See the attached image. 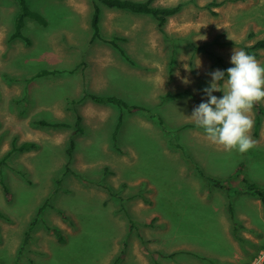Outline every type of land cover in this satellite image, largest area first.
Listing matches in <instances>:
<instances>
[{"label": "rangeland", "instance_id": "374dc122", "mask_svg": "<svg viewBox=\"0 0 264 264\" xmlns=\"http://www.w3.org/2000/svg\"><path fill=\"white\" fill-rule=\"evenodd\" d=\"M180 2L182 10L163 31L149 16L101 5V36L120 38L117 43L132 65L109 43H90V0H26L47 20L41 26L26 18L23 33L29 44L10 38L17 4L0 0V158L13 141L37 145L13 152L0 166V179L12 193L7 200L0 185V264H120L133 255L134 243L152 247L160 259L168 253V237L139 233L149 219L135 214L141 201V213H161L168 206L166 185L173 199L179 197L181 181L191 171L198 175L187 159L208 175L232 172L225 180L230 187L237 184L235 192H243L241 178L264 189V139L243 154L225 151L188 118L206 102L202 89L211 81L208 73L223 71L214 54L227 70L234 48L245 50L264 40V0H155L154 5ZM211 3L222 4L208 8ZM252 52L264 66V50ZM41 70L57 72L36 77ZM87 92L116 96L144 111L95 104L83 99ZM213 95L222 98L223 93ZM76 110L83 132L75 128ZM120 114L131 148L116 144L118 133L113 139ZM250 115L255 116L254 109ZM37 120L68 125L40 126ZM249 135L257 141L260 133L254 135L253 127ZM134 164L151 177L138 173ZM240 164L245 171L237 175ZM209 187L206 180L205 193L212 195ZM150 193L155 201H148ZM46 225L58 227L63 242ZM28 230L29 242L22 246ZM200 241L205 244L211 237L203 235ZM262 251L257 249L248 264H264V259L256 262Z\"/></svg>", "mask_w": 264, "mask_h": 264}, {"label": "crops", "instance_id": "0c3cea01", "mask_svg": "<svg viewBox=\"0 0 264 264\" xmlns=\"http://www.w3.org/2000/svg\"><path fill=\"white\" fill-rule=\"evenodd\" d=\"M251 118L255 123V116L251 115ZM122 126L123 119L118 128L116 144L131 148V144L126 140L125 129H121ZM261 126L262 131L257 130L256 134L260 133V136L254 141L252 149L258 148L257 144H263L264 123L259 127ZM136 158L138 160L137 156ZM240 165L241 173L245 168L243 164ZM134 169L151 177L150 172L142 170L138 164H134ZM231 173H221L220 170L212 175L225 180ZM188 178L181 181L180 194L179 197L176 194L175 199L170 185H166L163 196L168 206L162 209L161 213H154L151 209L147 215L141 213V209L145 208L141 201L135 214L139 219L146 217L149 219L148 225L140 226L139 233L156 232L168 237L166 249L168 253L157 259L152 247L146 250L140 244L134 243L133 255L120 260V264H248L254 252L264 247V201L248 191H233L237 184L230 187L229 194L224 189L210 185L209 190L214 193L206 194L204 177L198 175L195 177L191 171ZM148 195L149 202L155 201L151 193ZM174 201H181V204H178L179 208L175 207ZM157 217L161 220L151 221ZM207 234L210 235L211 241L204 244L200 240ZM215 241L220 246H217ZM212 242L215 247L212 246ZM55 262L53 260L50 264H56Z\"/></svg>", "mask_w": 264, "mask_h": 264}, {"label": "trees", "instance_id": "16d2710c", "mask_svg": "<svg viewBox=\"0 0 264 264\" xmlns=\"http://www.w3.org/2000/svg\"><path fill=\"white\" fill-rule=\"evenodd\" d=\"M17 4V14L14 19V31L11 34L10 38L11 39H21L25 41L27 44H29V39L24 35L23 33V27L26 18H32L35 22H37L41 26H47V20L46 18L39 12L34 11L29 8V6L26 3V0H14ZM155 0H90L91 3V18H90V27L92 30V35L90 38V43H93L96 40H101L104 42L109 43L111 46H113L119 54L130 64L134 65L135 63L133 60L129 58V56L126 54L125 50L117 43V41L120 39L118 37H112L111 39H104L101 36L100 33V15H101V5L105 6L108 9H113V10H120V11H125L129 12L132 14H137V15H145L151 17L154 21H156L157 26L160 30L163 31L164 26L166 25L168 19L177 13H179L182 8H183V3L180 2L177 5L174 6H169V7H160V6H155L154 5ZM231 1H243V0H231ZM222 3H211L207 5V7H218ZM215 14V13H212ZM252 34L250 35V37ZM262 49L264 50V40H258L254 43L252 47H245V51L254 57H257L258 54L255 52H252V50H258ZM214 57L216 58L217 62L220 64L222 67L223 71L226 72V66L223 62V58L217 54H214ZM57 71H48V70H41L36 74V77L44 76V75H50L54 74ZM83 99H87L88 101H91L95 104L99 105H113V106H118L119 108H122V111H128L130 113L136 112V111H144V109L138 105H131L127 104L123 99L116 97V96H100V95H95L91 93H85ZM73 105H76V102H72ZM254 111H255V124H254V135H256L257 130L260 126V121L261 117H264V106H262L260 103L256 104L254 106ZM122 114L119 115L118 117V122L116 124V128L113 134V139L115 140L118 128L122 122ZM82 122V116L79 114V112L76 110L75 111V128L79 132H83V127L81 125ZM37 125L40 126H67L68 124H52L49 123L45 120H37L35 121ZM36 144L34 142H24L21 143L20 145H16L15 141L12 142V147L11 150L2 158H0V166H3L6 164L7 159L13 152H24V151H29L32 149L36 148ZM175 147L182 149L181 145L175 144ZM74 148V142L71 141V146L67 150V155L68 157H72V151ZM183 153V152H182ZM187 162L190 163L194 171L201 177H204L208 183L219 189H224L228 194L231 192V188L228 185L226 180L223 179H218L213 176H207L203 173L201 168L197 165L196 162H194L192 159H187ZM242 168V165H239L237 168V175L240 173ZM77 176H81L79 173L76 171L73 172ZM59 181L57 182L58 187H59ZM242 183L244 185V189H240L239 191H248L257 197H259L262 201H264V189L256 186L253 183L248 182L245 179H242ZM0 185L3 188V191L6 195L7 200H11L12 198V193L9 189V187L5 184L4 180L1 178L0 179ZM31 228H33V224L31 225ZM46 229L50 230L54 233L56 236L58 242H63V236L61 233V230L56 227V226H48L46 225ZM29 232H25V237L22 242V246H25L29 242ZM21 253V249L19 250Z\"/></svg>", "mask_w": 264, "mask_h": 264}, {"label": "clouds", "instance_id": "9594fccd", "mask_svg": "<svg viewBox=\"0 0 264 264\" xmlns=\"http://www.w3.org/2000/svg\"><path fill=\"white\" fill-rule=\"evenodd\" d=\"M232 67L214 70L211 81L202 89L206 102L194 107L191 119L205 138L225 151L246 153L254 147L249 135L254 127L251 112L264 102V66L245 50H232ZM222 92V98L214 96Z\"/></svg>", "mask_w": 264, "mask_h": 264}, {"label": "built area", "instance_id": "2783aa9c", "mask_svg": "<svg viewBox=\"0 0 264 264\" xmlns=\"http://www.w3.org/2000/svg\"><path fill=\"white\" fill-rule=\"evenodd\" d=\"M264 259V251L261 252V254L258 256V258L256 259V262H261V260Z\"/></svg>", "mask_w": 264, "mask_h": 264}]
</instances>
